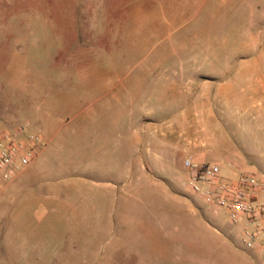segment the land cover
<instances>
[{
	"label": "crops",
	"instance_id": "crops-1",
	"mask_svg": "<svg viewBox=\"0 0 264 264\" xmlns=\"http://www.w3.org/2000/svg\"><path fill=\"white\" fill-rule=\"evenodd\" d=\"M251 25L264 27V15ZM251 37L254 41L253 33ZM205 74L193 95L191 87L153 82L124 86L116 95L104 85H93L87 90L93 114L82 118L77 131L64 134L61 140L67 141L52 131L54 119L45 122L43 132L36 131L46 147L29 168L1 188L0 211L22 203L23 210L33 209L40 232L66 238L48 258L36 246H23L19 254L16 251L20 261L79 264L78 236L98 232L96 204L107 201L122 204L125 241L118 246L123 257L102 264H224L222 246L242 243L247 224H235L227 232L216 228L213 217L229 219L227 214H215L207 204L197 207L180 191L189 187L175 161L184 153L186 158L222 165L223 176L232 181L243 173L264 178L258 174L264 172V65L213 68ZM176 107L183 109L176 113ZM176 185L180 190L172 189ZM154 187L163 188V194L153 193ZM80 217L87 219V227H80ZM73 235L76 242L69 239ZM85 261L87 257L82 264Z\"/></svg>",
	"mask_w": 264,
	"mask_h": 264
},
{
	"label": "rangeland",
	"instance_id": "rangeland-1",
	"mask_svg": "<svg viewBox=\"0 0 264 264\" xmlns=\"http://www.w3.org/2000/svg\"><path fill=\"white\" fill-rule=\"evenodd\" d=\"M262 15L264 0H0V131L25 122L30 130L43 132L45 122L54 119L52 131L61 140L93 114L94 107L87 105L93 85H104L116 95L124 86L153 82L191 87L193 95L199 79L213 68L264 65V27L251 25ZM192 143L197 149L198 140ZM185 158L180 153L175 161L183 181ZM258 174L264 177V172ZM172 189L180 190L177 185ZM152 190L163 194V188ZM180 191L197 207H207L191 189ZM96 206L98 232L78 236L79 264L84 257L85 264L123 257L118 247L125 241L122 204ZM23 207L17 203L0 211V264H26L18 257L23 246H36L48 258L50 250L65 245L66 236L40 232L33 209ZM82 218L80 227H87ZM211 221L223 232L235 226L223 215ZM70 237L76 242L77 235ZM233 243L222 246L224 264H261L259 255L247 259L255 252L240 241Z\"/></svg>",
	"mask_w": 264,
	"mask_h": 264
},
{
	"label": "built area",
	"instance_id": "built-area-1",
	"mask_svg": "<svg viewBox=\"0 0 264 264\" xmlns=\"http://www.w3.org/2000/svg\"><path fill=\"white\" fill-rule=\"evenodd\" d=\"M46 142L41 133L20 123L0 131V190L29 168ZM187 186L205 200L215 214L225 212L233 224L246 222L242 244L264 264V178L243 173L235 180L223 176L222 165L185 159ZM230 167H233L229 165Z\"/></svg>",
	"mask_w": 264,
	"mask_h": 264
}]
</instances>
